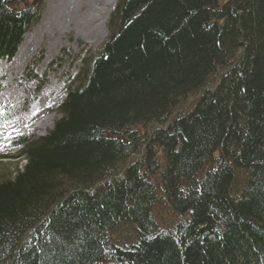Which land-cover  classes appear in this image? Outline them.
<instances>
[{"label":"trees","instance_id":"1","mask_svg":"<svg viewBox=\"0 0 264 264\" xmlns=\"http://www.w3.org/2000/svg\"><path fill=\"white\" fill-rule=\"evenodd\" d=\"M38 14L0 0V62ZM106 22L52 128L14 144L0 264H264V0H116Z\"/></svg>","mask_w":264,"mask_h":264},{"label":"rangeland","instance_id":"2","mask_svg":"<svg viewBox=\"0 0 264 264\" xmlns=\"http://www.w3.org/2000/svg\"><path fill=\"white\" fill-rule=\"evenodd\" d=\"M24 1L31 4L34 0H21V3ZM115 3L116 0H37L35 2L34 5L39 9V18L28 30L31 34L28 45H34L32 54L20 66L10 87H2L1 83L6 80V76L0 77V111L1 106L3 107L5 104H10L13 107L12 116L0 124L12 121L19 114L25 117L31 116L35 110H41L47 106L48 110L44 116L51 117V119L46 124H41L40 127L33 130L16 131L13 135H42L53 126L54 121L59 117L55 106L64 96L63 87L66 77L79 67V57L90 56L105 39L107 35L106 21ZM63 51L75 60L59 59L57 63L53 64L52 67L58 68L54 71L49 70L48 86L38 89L36 82L24 79L23 72L27 66H32L34 59L40 60L34 68L36 72L40 73L46 64L63 55ZM9 61H1L0 76L4 73L2 65ZM10 89H16L18 94L23 95L24 102L19 104L16 94L12 97L2 95ZM55 89L61 92L56 95L54 102H51L50 97L47 96L46 104H38L40 96L45 91L49 92ZM0 117H4L1 112ZM1 155L4 158L0 157V179L4 176H14L15 172L22 168L24 161L18 157L16 150L8 147L0 151Z\"/></svg>","mask_w":264,"mask_h":264},{"label":"bare ground","instance_id":"3","mask_svg":"<svg viewBox=\"0 0 264 264\" xmlns=\"http://www.w3.org/2000/svg\"><path fill=\"white\" fill-rule=\"evenodd\" d=\"M29 32L30 31H27L25 33L24 41H22L21 44L19 45L18 52H16V54L14 55V58L2 65V68L4 69V73H2L0 77L6 76V80L3 83H1L2 87H6V88L10 87V83L14 81V77L18 69L28 60V58L32 54L34 45L33 46L32 44L28 45V43H30V36H31ZM241 56L242 55L238 54V59ZM228 62L231 64L233 62V59H231ZM15 94L17 95V98H19L18 100L19 104H21V102H24L23 95L18 94L16 92V89L6 90L2 95L5 97L7 96L12 97V95ZM47 96H48V92L45 91L44 94L40 96L38 100V104L45 103ZM187 109H188V104L182 103L180 107L176 109V111H185ZM47 110L48 107L45 106L41 110H35L31 116L25 117L19 114L12 121L0 124V135L5 133L10 134L12 132L22 131V130H33L35 128L40 127L41 124H46L51 119V117L44 116ZM8 148L12 150H16V152H18V147L15 145H11Z\"/></svg>","mask_w":264,"mask_h":264}]
</instances>
